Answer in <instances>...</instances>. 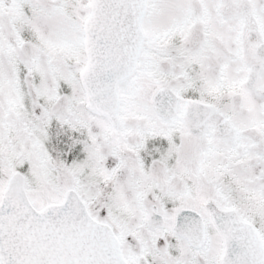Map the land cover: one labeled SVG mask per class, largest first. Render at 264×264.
Segmentation results:
<instances>
[{"label":"snow or ice","instance_id":"obj_1","mask_svg":"<svg viewBox=\"0 0 264 264\" xmlns=\"http://www.w3.org/2000/svg\"><path fill=\"white\" fill-rule=\"evenodd\" d=\"M0 264H264V0H0Z\"/></svg>","mask_w":264,"mask_h":264}]
</instances>
